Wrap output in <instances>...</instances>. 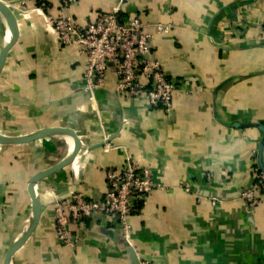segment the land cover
I'll use <instances>...</instances> for the list:
<instances>
[{
    "label": "crops",
    "instance_id": "obj_1",
    "mask_svg": "<svg viewBox=\"0 0 264 264\" xmlns=\"http://www.w3.org/2000/svg\"><path fill=\"white\" fill-rule=\"evenodd\" d=\"M5 1L16 27L0 73V133L67 127L81 141L73 159L37 184L41 217L11 264H132L120 228L100 214L71 226L79 237L73 250L53 230L54 196L75 190L100 200L104 170L120 167L124 152L167 187L154 189L128 217L140 261L264 264V208L250 210L240 198L263 138L256 125L264 127V42L257 40L264 0H78L72 6L69 14L80 24L119 4L123 17L148 25L153 57L168 79L181 83L167 111L150 108L144 97L118 96L113 69L90 96L78 48L61 44L41 12H21V0ZM46 1L49 13L61 14L57 0ZM158 23L170 25L166 34L156 33ZM5 34L0 14V47ZM103 135L109 147L100 145ZM69 144L63 136L0 144V264L29 220V178L59 161ZM212 196L220 199L215 206Z\"/></svg>",
    "mask_w": 264,
    "mask_h": 264
},
{
    "label": "built area",
    "instance_id": "obj_2",
    "mask_svg": "<svg viewBox=\"0 0 264 264\" xmlns=\"http://www.w3.org/2000/svg\"><path fill=\"white\" fill-rule=\"evenodd\" d=\"M33 1L31 8H27V0L19 1L16 7L21 12L37 10L44 14L59 42L75 45L79 53L85 56L84 88L90 96L94 90L105 86L108 71L113 69L114 90L118 96L144 97L152 109L167 111L173 106L174 94L181 83L168 79L159 60L153 57V34L146 23L137 17H123L118 4L109 12L97 14L93 21L80 24L69 14L78 0H57L61 11L58 16L48 12L49 4L46 0ZM155 26L157 34H166L170 28V25L161 23ZM257 40L264 42V22ZM103 136L102 146L109 147V136ZM253 153L256 156L255 150ZM254 155L252 181L240 191L241 200L250 210L259 205L264 208V171L257 167ZM104 177L107 190L100 200H92L75 190L69 191L66 196H54L53 230L57 241L63 246L75 249L79 237L71 226H78L96 214L115 223L120 228L121 237L131 245L129 215L138 204L147 201L154 189L167 190V187L153 179L147 166L138 164L126 152L121 166L106 168ZM206 179H212L210 172L206 174ZM183 190L189 191L188 184L183 186ZM209 201L215 206L220 199L212 196ZM135 253L140 264H149L140 261L136 250Z\"/></svg>",
    "mask_w": 264,
    "mask_h": 264
},
{
    "label": "water",
    "instance_id": "obj_3",
    "mask_svg": "<svg viewBox=\"0 0 264 264\" xmlns=\"http://www.w3.org/2000/svg\"><path fill=\"white\" fill-rule=\"evenodd\" d=\"M0 14L4 18L6 25V34L4 37L3 44L0 47V73H1L8 52L11 48L16 25L12 10L8 6L5 0H0ZM232 125L236 127L241 126L239 123H233ZM256 126H258L263 133V138L261 140V143L259 144L256 153V165L259 168V170L264 171V162H263L264 127L262 125H256ZM74 128L78 129V126L75 125ZM51 136L66 137L71 141V148L59 161H57L56 163L45 169L37 171L29 178L27 186L31 197L30 217L22 233L14 241H12V243H10V245L6 249V252L4 254L3 264H11L14 253L25 244V242L32 235V233L34 232V230L36 229L39 223L42 212V202L39 193L37 191V184L44 178L58 171L67 162L73 159V157L76 155V153L81 147V141L75 136L74 131H72V129L67 127H45L21 135H6L0 133L1 145H22ZM100 145L102 146L103 143H100ZM102 231L105 232L104 229H102ZM120 238L122 239V241H124L127 247L132 264H140L134 248L123 237L120 236Z\"/></svg>",
    "mask_w": 264,
    "mask_h": 264
},
{
    "label": "bare ground",
    "instance_id": "obj_4",
    "mask_svg": "<svg viewBox=\"0 0 264 264\" xmlns=\"http://www.w3.org/2000/svg\"><path fill=\"white\" fill-rule=\"evenodd\" d=\"M69 143H70L69 145H70V148H71V141L70 140H69Z\"/></svg>",
    "mask_w": 264,
    "mask_h": 264
}]
</instances>
